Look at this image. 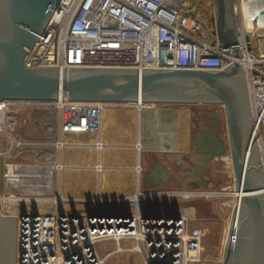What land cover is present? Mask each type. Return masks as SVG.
<instances>
[{
	"label": "built area",
	"instance_id": "obj_1",
	"mask_svg": "<svg viewBox=\"0 0 264 264\" xmlns=\"http://www.w3.org/2000/svg\"><path fill=\"white\" fill-rule=\"evenodd\" d=\"M193 1L60 0L58 10L53 13L26 64L30 68L221 70L233 63L231 49L219 46L215 23V37H210L206 26L211 25V19L203 20L194 10ZM242 2L234 0L233 5L241 23ZM244 34L247 33L243 30L239 62L245 72L264 176L261 158L264 154V56L247 50ZM243 58L249 59L247 66L241 63ZM39 108L52 109L55 113L46 136L35 142L21 139L18 134L21 113ZM104 108L101 103L66 100L0 103V149L6 145L0 151V157L10 158L14 152L21 151L38 158L33 163H7L3 174L0 216H13L18 220L17 264H105L112 255L101 246L107 241L115 244L114 253L139 255L142 264H205L208 261L203 257L202 244L207 232L189 227L188 221H193V216L187 214L189 210L179 207L184 217L167 219L164 208L160 207L157 213L161 218L155 219L149 217L153 210L147 209L144 216L140 204L157 198L182 201L232 197L233 213L237 197L232 172L230 184L216 190L152 189L141 192L137 187L133 195L125 197L131 211L127 217L119 214L109 219L104 216L89 218L85 208L76 206L81 200L75 202L61 195L57 182L63 170V136L97 132ZM53 132L55 137L51 142ZM138 165L135 167L137 184L141 175ZM106 203L111 206L114 202L107 199ZM90 204L95 210L97 204H104V200L97 195L90 198ZM214 262L223 264V255Z\"/></svg>",
	"mask_w": 264,
	"mask_h": 264
},
{
	"label": "water",
	"instance_id": "obj_2",
	"mask_svg": "<svg viewBox=\"0 0 264 264\" xmlns=\"http://www.w3.org/2000/svg\"><path fill=\"white\" fill-rule=\"evenodd\" d=\"M60 0H0V103L54 102L134 105H219L226 126V141H202L213 148L211 157L228 154L237 204L223 254V264H264V176L252 122L240 41L243 26L234 12V0H213L215 35L220 47L231 49L233 63L221 70L51 67L30 68L26 62L47 28ZM264 14V12H263ZM242 30V31H241ZM245 31V30H244ZM251 51L249 34L243 35ZM210 144L211 147H207ZM209 158L206 159V161ZM160 167L144 182L164 183ZM95 197V196H94ZM105 198V197H104ZM97 204L85 211L89 218L129 215L125 197ZM116 199L122 206H114ZM143 215L160 219V207L140 204ZM111 210V211H110ZM156 211V215L154 214ZM165 218L179 210L164 208ZM149 215V214H148ZM18 220L0 216V264H17Z\"/></svg>",
	"mask_w": 264,
	"mask_h": 264
},
{
	"label": "crops",
	"instance_id": "obj_3",
	"mask_svg": "<svg viewBox=\"0 0 264 264\" xmlns=\"http://www.w3.org/2000/svg\"><path fill=\"white\" fill-rule=\"evenodd\" d=\"M249 35L253 52L264 56L254 33ZM103 113L102 125L97 132L77 134L75 137V139L83 137L77 140H82L87 144L100 142L105 146L103 152H96L98 157L96 154L92 157H84L80 153L79 158L73 159V163L78 166L84 164L87 165V169L90 167L85 177H88V183L91 186H94L92 167L96 164L104 167L105 177L98 175L99 183L97 182L93 190V196L99 194L111 199L129 197L134 194L138 154L135 147L139 143L140 157L144 154L148 165L142 178L145 179L147 174H152L157 167L166 172L164 183L162 179L156 185L154 182L151 185L144 182L146 189L164 187L177 190L190 188L207 190L206 188L212 187L224 188L230 184L221 187L225 181L224 174L227 177V172L224 171L228 168L226 155L211 158L206 156L207 150L202 148L203 144L199 147L200 138H195L190 132L191 119L194 115L193 108L168 105L130 107L109 104L105 106ZM221 139L224 140L225 137ZM203 140L204 138L201 142ZM207 147L210 145L208 144ZM207 158L209 159L206 161ZM230 175L231 170L228 168V178ZM70 176L79 178L82 175H76L71 171L67 174L66 180ZM220 180L223 182L220 183Z\"/></svg>",
	"mask_w": 264,
	"mask_h": 264
},
{
	"label": "rangeland",
	"instance_id": "obj_4",
	"mask_svg": "<svg viewBox=\"0 0 264 264\" xmlns=\"http://www.w3.org/2000/svg\"><path fill=\"white\" fill-rule=\"evenodd\" d=\"M192 5L195 8L194 10H196L199 13V16H201L203 20L211 19V25L208 24L206 27L209 30L210 37L213 39L215 37L214 28H213L214 22H212V15L214 10L213 0H194L192 2ZM249 6L248 7L245 6L244 9V15L242 18L243 27L246 31H248V34L254 33V36L258 40V44L261 50V47L264 46V22L260 23L258 21H255L253 18L249 16L248 14ZM108 105L109 104H104V106H108ZM110 105H123V104H110ZM126 106L131 107L137 105L126 104ZM157 106H163V105H157ZM178 107H182V106H178ZM186 108L188 107L186 106ZM103 114L104 113L102 112V115ZM52 117H55V113L52 109L47 110V108H39V109H27L23 111L20 115V125L18 127V134L20 138L33 142L43 139L44 136H46L45 133L46 131H48V128L51 124ZM102 118L100 122L101 125H102ZM221 120L224 122L223 111L221 113ZM52 129L55 130V127H53ZM99 133L100 132H98V134ZM76 136L77 134L74 133H66L63 136V142L65 145L63 147L62 155H61L63 170L59 178V186L61 188V195L63 197H66L68 199H73L75 200V202L77 200H81L80 203H76V206L85 208V205H87V203H85L84 200L86 201L88 198H94V196H97V195L93 196L92 193L95 186H97V182L99 183L100 177L98 175L102 176L103 178L105 177L104 167L99 166L97 164L96 166L94 165V167H92L91 170L93 174L92 179L94 186H91L88 183L89 180L88 177H85L87 172H89L88 169H90V167H88L87 169V165L84 164L78 166L77 164L73 163V159L79 158L80 153L83 154L84 157L87 156L92 157V155L96 154V152H100V153L103 152L105 146L104 143H100V142L97 143L93 142L92 144L84 143L82 142V140L81 141L77 140V139H83V137H79V138L77 137L75 139ZM54 137L55 134L53 132V136H51V140H50L51 142L53 141ZM4 147H6V145ZM4 147L1 148L0 151H3ZM96 155L98 157V154ZM227 158H228V154L226 153L225 159ZM37 159L38 158L32 155V153H23L21 151L14 152V154L10 158H5L4 156L0 157V196L4 191L3 174H4L5 164L14 163V162L33 163ZM146 159L147 158L144 154L141 155L140 160L136 158V164H140L141 167L139 184H137V179L135 180L136 189L137 187H139L141 192H147L148 190H152V189H159V190L173 189V188H164V187H157V188L154 187V188L146 189L144 179L142 178V174L144 176L146 168L148 167ZM226 161H227V166L230 169L231 162L229 164V160L227 159ZM228 168L227 170L226 169L224 170L225 172H227L226 173L227 177H225L224 174L225 181L224 183H222L223 185L221 187L230 183V178H228ZM71 171L76 175L81 174L82 176H80L79 178L70 176L67 177L66 180L67 174H70ZM142 171L144 173H142ZM222 173H223V166H222ZM206 189L216 190L217 188L212 187ZM180 190L188 191L195 189L190 188V189H180ZM98 196H100V198L105 197L99 194ZM104 199H110V198L105 197ZM233 202H234V198L232 197L222 198L217 200L216 199L204 200L200 198H193L190 200H182V201L173 198H160V199L157 198L151 200H144L141 202V204L146 206L153 205V207H162V208L167 207L169 209L177 206L178 208L180 207V209L184 211L189 210L191 213L188 212L187 214L193 216V221L192 222L188 221L189 227L201 228L206 230L207 232L202 244L204 247L203 257L205 258V261H208L205 264H215L214 261L217 259L220 260L221 255H223L222 252L225 244L224 241L232 213ZM114 206H122V204L120 203ZM124 243H125L124 245L126 246L128 245L126 242ZM101 246L104 248L106 253H112V255L107 258L105 264H142L141 257L139 255H135L129 252L114 253L116 248H115V244H113V242L111 241L104 242L101 244Z\"/></svg>",
	"mask_w": 264,
	"mask_h": 264
},
{
	"label": "flooded vegetation",
	"instance_id": "obj_5",
	"mask_svg": "<svg viewBox=\"0 0 264 264\" xmlns=\"http://www.w3.org/2000/svg\"><path fill=\"white\" fill-rule=\"evenodd\" d=\"M176 106H187L193 108L194 115L191 119L190 132L193 134V136H195V138L197 139L200 138L199 139L200 141H198L200 145L199 147H201L202 145L201 140L203 138L211 139L212 137L216 136L217 138L221 139L225 137V141H226L227 133H226L225 121L223 122L221 120V113L223 111L221 106L219 105H196L195 107H192L190 105H176ZM213 151L214 150L212 147L209 148V150H207L206 152L207 154L206 156H211ZM227 159L229 160V164H230L229 156ZM230 170H231V166H230ZM155 171L156 168L154 169V172ZM152 174L150 175L147 174L145 178H149ZM222 182L223 181L220 180V183Z\"/></svg>",
	"mask_w": 264,
	"mask_h": 264
},
{
	"label": "bare ground",
	"instance_id": "obj_6",
	"mask_svg": "<svg viewBox=\"0 0 264 264\" xmlns=\"http://www.w3.org/2000/svg\"><path fill=\"white\" fill-rule=\"evenodd\" d=\"M251 4V5H250ZM250 5V6H249ZM245 6H249V9H248V14L251 18H253L255 21H258L260 23L264 22V0H243L242 2V18H243V15H244V9H245ZM243 22V21H242ZM243 25V23H242ZM244 29V27H243ZM245 30V29H244ZM245 32L248 34V31L245 30ZM262 50L264 52V46L262 47ZM261 50V53L264 55V53L262 52ZM241 63L245 66L248 65L249 63V59L248 58H243L242 60H240ZM240 64V62H239ZM137 106H140V105H137ZM141 107V106H140ZM139 108V107H138ZM139 139V138H138ZM140 144V143H139ZM139 144L136 145L135 149L137 151V159H139V156H140V146ZM261 149V148H260ZM262 151V149H261ZM142 152V151H141ZM263 157V160H264V154L263 156H261V158ZM138 165V164H137ZM140 165V164H139ZM138 165V166H139ZM137 168V167H136ZM140 167H138V170H139ZM232 170V169H231ZM22 172V171H19V173ZM127 179V178H126ZM58 180V178H57ZM47 181H50L51 180H47ZM59 184V181L57 182V185ZM50 185V184H48ZM50 188V186H49ZM64 189V188H63ZM102 199V198H101ZM120 204V203H119ZM119 207V206H117ZM131 213V211H129ZM188 213V212H187ZM154 214L156 215V211H154ZM173 217L177 216V214L175 212H173L172 214ZM179 217H184V212H181L179 211V214H178Z\"/></svg>",
	"mask_w": 264,
	"mask_h": 264
}]
</instances>
